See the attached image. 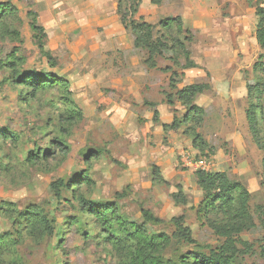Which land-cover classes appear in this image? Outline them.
<instances>
[{
    "label": "rangeland",
    "instance_id": "obj_1",
    "mask_svg": "<svg viewBox=\"0 0 264 264\" xmlns=\"http://www.w3.org/2000/svg\"><path fill=\"white\" fill-rule=\"evenodd\" d=\"M12 4L20 20L13 26L18 37L0 33V203L15 207L11 217L0 214V264H126L127 248L116 250L108 243L107 227L81 213L72 198L78 194L95 204L116 202L120 221L144 224L147 238L157 239L153 244L164 261L179 263L192 253L223 246L226 240L210 224H220L223 217L196 215L203 194L194 172L202 159L207 172H225L248 190L252 215L264 204L263 153L245 117L246 85H257L263 78L254 68L263 54L255 33L256 8L262 9L264 0H164L160 6L141 0L135 21L158 29L160 21L179 16L183 27L193 32L187 49L196 67L188 70L164 58L155 59L156 69L149 68L146 51L133 48V37L120 22L117 0ZM28 12L38 15L54 66L34 44ZM167 66L182 74L178 89L210 85L195 100L205 111L196 131L207 146L206 157L193 147L184 125L163 129L185 114L178 102L165 104V95L173 93L170 73L161 71ZM30 73L68 81L82 119L70 126L63 88L33 94L14 83L15 76ZM5 134L16 139H5ZM44 153L49 155L45 160ZM35 154L41 160L30 166L26 160ZM153 168L159 170L160 184L152 180ZM82 172L91 184L71 187L69 182ZM58 180L68 185L61 190V200L50 191ZM179 193L185 205L174 202ZM30 207L53 218L51 239L37 243L26 237L21 213ZM143 210L158 222L145 223ZM178 217H183L194 244L175 237L173 220ZM118 223L113 222L114 231L109 232H118ZM252 224L232 237L241 252L249 251L239 240L251 246L235 264H264L259 255L264 231L255 215Z\"/></svg>",
    "mask_w": 264,
    "mask_h": 264
},
{
    "label": "trees",
    "instance_id": "obj_2",
    "mask_svg": "<svg viewBox=\"0 0 264 264\" xmlns=\"http://www.w3.org/2000/svg\"><path fill=\"white\" fill-rule=\"evenodd\" d=\"M164 0H150V3L155 6H160ZM250 1V0H248ZM141 0H117L116 13L124 29L133 37V48L136 50H144L147 53L145 63L149 68L156 69V58H164L171 61L173 67H181L182 70L193 69L195 63L190 59V53L187 49V44L193 40V32L183 27L181 17H168L158 24V29L151 24L143 21H135L134 16L137 14ZM258 16V29L255 33L257 44L260 46L263 54L259 56V62L255 66L260 69L263 75L262 81L257 85H246L248 107L245 111V117L248 124L249 133L257 146L263 153L262 165L264 168V31L262 30V22L264 19L263 8H256ZM27 17L30 19L29 27L33 33V41L39 52L47 61L54 66V62L48 52L45 51L44 40L46 33L40 25L37 18L38 15L34 12H28ZM18 10L12 4V0H4L0 3V33L11 34L16 37L18 34L13 27L19 24ZM183 64L181 65V61ZM164 73H170L169 87L173 93L165 95V104L169 107L174 106L178 102L185 109V114L181 119L174 118L172 123L164 125V131L178 130L182 125L187 127L188 136L192 139L193 147H195L204 157L209 153L204 154L207 146L197 132L203 122L205 111L195 104L198 96L210 90V85L206 83L193 84L185 86L181 89L177 88V84L181 79L182 74H178L172 67L167 66L161 69ZM14 83L19 86L30 88L33 94L38 92L51 90L57 86L65 91V102L71 113L70 126L77 120H81L83 115L75 102L71 99L69 91V82L62 79H47L30 73L23 76H15ZM155 108L154 105H151ZM156 117L157 112L154 111ZM5 139L15 140L14 135L5 134ZM210 151V149H208ZM42 157V156H41ZM37 154L27 158V163L30 166H35L36 162L41 160ZM49 155H43V160ZM88 161V156L84 158ZM152 180L155 183L163 182L160 178L158 168L152 170ZM197 186L201 189L203 199L199 204L196 215L200 219H209L210 216L223 217L220 224H212L213 230L222 238L225 244L218 248L208 249L207 253L197 252L192 253L186 260L181 262L164 261L160 255V249L153 244L155 238L148 239L146 236L145 225L125 224L120 221L122 218L119 215L118 205L116 202L106 203L104 205L95 204L82 195H73V200L78 204L81 213L88 215L98 220L103 227H107L105 239L116 250L127 248L128 262L126 264H235V259L239 255L250 253V245L239 240L238 242L249 252H241L237 250L232 237L239 235L243 230L253 227V215L258 219L261 229L264 231V204L257 206L253 215L251 213L249 201L250 194L248 190L239 182H233L225 172H207L197 170L194 172ZM71 187H79L82 185L91 184V180L87 173H80L69 182ZM68 185L63 180H58L50 184V191L57 200H61V190L67 189ZM174 202L185 205V199L182 194L173 196ZM12 203L1 202L0 214L5 217H11L14 213ZM145 223H157L158 220L146 210L142 211ZM23 222L20 226L23 229L26 237L34 242L40 243L44 240L51 239L55 233V222L47 213L37 207H30L21 213ZM174 225L176 227L175 237L185 240L190 244H194L188 228L183 226V217L175 218ZM113 222H119L118 232H109L113 230ZM252 222V223H251ZM109 227V228H108ZM9 236V235H7ZM5 237V236H3ZM126 247H125V246ZM134 245V246H133ZM259 255L264 261V240L259 246Z\"/></svg>",
    "mask_w": 264,
    "mask_h": 264
},
{
    "label": "built area",
    "instance_id": "obj_3",
    "mask_svg": "<svg viewBox=\"0 0 264 264\" xmlns=\"http://www.w3.org/2000/svg\"><path fill=\"white\" fill-rule=\"evenodd\" d=\"M262 8H263V10H264V5L262 6ZM262 30L264 31V19H263V22H262ZM197 165H198L197 167L200 168L199 170H204V171H206V170H205V167H206L207 164L205 165V161H204V159L200 160V161L198 162Z\"/></svg>",
    "mask_w": 264,
    "mask_h": 264
},
{
    "label": "crops",
    "instance_id": "obj_4",
    "mask_svg": "<svg viewBox=\"0 0 264 264\" xmlns=\"http://www.w3.org/2000/svg\"><path fill=\"white\" fill-rule=\"evenodd\" d=\"M116 8H117V5H116ZM215 79V78H214ZM221 80V79H220Z\"/></svg>",
    "mask_w": 264,
    "mask_h": 264
}]
</instances>
